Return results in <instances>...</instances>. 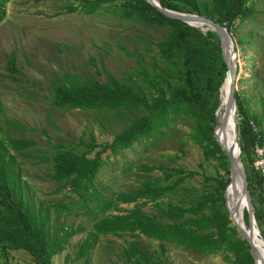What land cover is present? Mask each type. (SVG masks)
Wrapping results in <instances>:
<instances>
[{
    "label": "trees",
    "instance_id": "16d2710c",
    "mask_svg": "<svg viewBox=\"0 0 264 264\" xmlns=\"http://www.w3.org/2000/svg\"><path fill=\"white\" fill-rule=\"evenodd\" d=\"M8 1L0 0V20L5 16ZM249 1L159 0L165 8L209 17L225 26L232 36L238 29V20L254 17L256 10ZM67 2L68 12L91 14L104 8L127 21L163 26L167 32L161 40L151 43L155 48L150 61L136 67L127 82L110 73L102 80L64 76L52 81L54 107L92 110L101 117L112 113L125 122L108 142L98 143L91 138L80 141L74 148L60 145L51 152L49 179L56 183L53 192H65L67 202L60 199L47 205H36L16 166V154L32 152L34 140L11 136L0 139V248L5 254L8 250H24L31 256L33 264H51L53 256L65 250L72 236L86 231L83 226L68 228L63 222L57 223L51 219V212L78 215L84 208L92 225L85 238L76 244L69 264L80 259L87 264L100 236H122L124 233L158 241L161 252L132 240L119 251L123 264H167L162 257L166 244L199 254L221 252L230 264H254L249 245L232 225L225 206L229 164L213 133L217 93L227 71L219 36L212 30L201 31L167 17L146 0ZM15 60L14 53L8 55L6 70L11 79L21 74ZM235 98L240 158L254 217L264 236V189L261 188V177L251 166L257 137L250 120L260 127L262 142L264 127L257 116L250 114L237 90ZM180 116L193 122L190 133L193 142L202 149L204 158L218 162L224 174L203 178L202 190L189 198L186 205L165 200L186 179L195 176V170L182 166L143 165L146 174L154 170L160 173L149 174L136 188L109 196L103 194L97 187L96 178L109 158L132 147L135 142L151 143L160 138ZM7 123L15 130L26 131V127L14 121ZM120 203L133 204V207L120 209ZM146 205L153 211L147 212ZM244 219L248 224L246 210Z\"/></svg>",
    "mask_w": 264,
    "mask_h": 264
},
{
    "label": "rangeland",
    "instance_id": "374dc122",
    "mask_svg": "<svg viewBox=\"0 0 264 264\" xmlns=\"http://www.w3.org/2000/svg\"><path fill=\"white\" fill-rule=\"evenodd\" d=\"M248 4L256 10L254 17L238 20V29L233 36L230 33L236 49V90L250 114L257 116L264 127V0H250ZM67 5V0H9L5 16L0 20V107L3 113L0 139L11 136L34 140L32 152L16 154V166L36 205L60 199L68 201L65 192H53L56 183L49 179L48 158L56 147L74 148L80 141L91 138L98 143L108 142L125 123L112 113L101 117L92 110L54 107L52 81L64 76L102 80L110 73L127 82L136 67L150 61L155 48L151 43L161 40L167 32L163 26L127 21L104 8L87 14L68 12ZM11 53L15 54L16 67L21 70L15 79H11L6 70ZM8 120L26 127V131L13 129ZM192 130L193 122L180 116L160 138L151 143L138 141L123 149L100 168L97 187L109 196L136 188L149 174L160 173L154 170L146 174L143 165L182 166L195 170L196 174L169 193L165 200L186 205L189 198L202 190L203 178L224 174L216 160L204 158L202 149L191 138ZM119 207L129 209L133 204L120 203ZM145 210L153 211L150 205H146ZM78 213L51 212V219L57 223L86 229L72 236L65 250L53 256L51 264H69L76 244L91 228L85 209ZM132 240L161 252L158 241L144 236L103 235L92 249L87 264H123L119 251ZM162 257L167 264H230L221 252L199 254L174 244H166ZM0 264H33V261L24 250H8L5 254L0 248ZM74 264H84L83 259Z\"/></svg>",
    "mask_w": 264,
    "mask_h": 264
},
{
    "label": "water",
    "instance_id": "95a60500",
    "mask_svg": "<svg viewBox=\"0 0 264 264\" xmlns=\"http://www.w3.org/2000/svg\"><path fill=\"white\" fill-rule=\"evenodd\" d=\"M146 1L152 4L153 6H155L157 9H159L167 17L183 21L191 26L197 27L201 31L203 30L200 27L194 25V23L206 25L208 29L213 30L219 36L222 55L227 65V71H226V76L224 80L226 79L228 73L231 72V83H230L226 103L224 106V110L221 115V125L226 124L228 122L231 116V113L234 114V120H235V125L233 128V138H232L231 143L229 144L228 149H226L225 147H222L221 144L219 143L218 133H216V127H214V130H213L214 137L218 145L220 146L221 150L224 151L226 155V159L229 164L230 176H229V182L226 185L225 190H224V197L226 198L227 192L232 188V185L234 182V174L236 172L238 174V179L240 180V184L242 187V196H241L239 203L241 202V200L243 201L245 199V210L247 211V214H248L249 228L251 230V228L253 229L255 227V229L259 231L260 237L262 241L264 242V236L260 232L257 226L256 220H255V217H254L253 207H252V202H251V195H250L249 188H248L246 172L243 168V164L240 158V147H239L238 138H237L236 120L238 119V115L236 114L235 90H236V81L238 80V73H237V69L235 68V64L232 62L231 57L226 56L225 47H224L226 42L227 43L231 42L233 45V48L231 49L232 50L231 56H234L235 51H236L235 43L229 31L227 30V28L209 17L200 15L197 13H184V12H179V11L165 8L160 4L159 0H146ZM215 135H217V138ZM228 213H229V218H230V212L228 211ZM241 237L245 239L246 242L248 243L250 254L253 258L254 264H256V260L259 255L256 244L252 241V239L250 238V235L248 234H242Z\"/></svg>",
    "mask_w": 264,
    "mask_h": 264
},
{
    "label": "bare ground",
    "instance_id": "6f19581e",
    "mask_svg": "<svg viewBox=\"0 0 264 264\" xmlns=\"http://www.w3.org/2000/svg\"><path fill=\"white\" fill-rule=\"evenodd\" d=\"M194 25L200 27L203 30H211L208 29L207 26L203 24L194 23ZM224 47H225L226 56L231 57L232 62L235 64V68H237L235 62L236 54L234 56H231V51H232L231 49L233 48L232 43L226 42ZM230 83H231V72L228 73L226 79L223 81L222 85L219 86L218 89V93H217L218 106L215 111V125H214V127H216V133H218L219 143L221 144L222 147H225L226 149L229 148V144L232 141L233 128L235 125L233 113H231L228 122L226 124L221 125V115L224 110V106L228 96ZM215 136L217 138V135ZM229 176H230V172H229ZM241 196H242V187L240 184V180L238 179V174L235 172L232 188L227 192L226 198L224 197L225 206L227 210L230 212V219L232 225H234L237 231L241 233L240 235L242 234L250 235V238L256 244L259 253L256 260V264H264V242L260 237L259 231L255 229V227L253 229L251 228L250 230V228L248 227L249 225L247 224L246 221H244L243 213L245 210V199L243 201L241 200V202L239 203Z\"/></svg>",
    "mask_w": 264,
    "mask_h": 264
},
{
    "label": "built area",
    "instance_id": "2783aa9c",
    "mask_svg": "<svg viewBox=\"0 0 264 264\" xmlns=\"http://www.w3.org/2000/svg\"><path fill=\"white\" fill-rule=\"evenodd\" d=\"M250 126L257 137L253 146V162L251 166L261 177V188L264 189V142L260 140V127L253 120H250Z\"/></svg>",
    "mask_w": 264,
    "mask_h": 264
}]
</instances>
